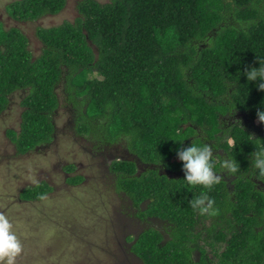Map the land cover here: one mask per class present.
<instances>
[{"label":"trees","instance_id":"trees-1","mask_svg":"<svg viewBox=\"0 0 264 264\" xmlns=\"http://www.w3.org/2000/svg\"><path fill=\"white\" fill-rule=\"evenodd\" d=\"M65 4L10 0L5 11L11 22H35ZM74 7L72 21L36 29L43 44L36 58L22 30L0 19V113L11 94L24 90L19 130H6L17 153L54 140L62 95L70 130L103 152L106 184L125 194L131 220L155 217L171 231L165 239L153 225L143 229L132 248L143 264H263L264 178L250 155L264 147V134L251 137L247 128L264 110V91L242 70L264 57V0H76ZM191 143L212 148L214 171L222 173L211 189L184 179L176 151ZM228 157L240 165L235 174L221 167ZM67 162L60 169L76 172L64 181L75 189L86 178ZM52 189L41 180L18 199L40 200ZM202 193L212 201L206 213L230 233H214L225 245L213 261L192 256L188 245L187 234L203 215L189 201ZM212 206L221 214L212 215Z\"/></svg>","mask_w":264,"mask_h":264},{"label":"rangeland","instance_id":"rangeland-1","mask_svg":"<svg viewBox=\"0 0 264 264\" xmlns=\"http://www.w3.org/2000/svg\"><path fill=\"white\" fill-rule=\"evenodd\" d=\"M9 1L0 0V19L6 28L18 26L22 30L35 58L42 54L43 45L42 40L36 36L37 27L58 25L65 19H74L75 0H67V8L53 17L25 24L14 23L5 11ZM16 97L13 96L12 101ZM12 108L14 106L9 105V110ZM15 116L13 112L12 116L0 113V214L9 219L22 246L14 264H114L113 258L125 254L122 249L125 245L121 243L123 239L143 230L144 222L132 221L128 200L123 197L125 194L111 187L112 183L110 186L106 184L103 152L94 150L70 130L71 111L62 95L55 117L56 137L49 145L34 146L35 151L33 149V152L26 155H19L13 145L15 142L12 143L6 135L7 129L19 130L20 122ZM236 116L227 117L228 124L234 123ZM242 118V123L248 121L246 117ZM259 123L255 119L248 124L250 130H247L251 137L264 134V124L260 129ZM112 149L115 153L123 154L121 148ZM67 161L77 164V173L86 178L78 189L65 185V178L76 173L74 171L66 175L61 171L60 164L67 165ZM221 173L216 172L218 176ZM241 178L246 179L243 176ZM41 179L47 180L54 190L40 200L20 202V191ZM115 186L120 187L117 183ZM210 208L215 212H211L212 215L221 214L218 206ZM211 223L214 224L215 232L219 225L215 217L205 211L191 233L199 234L198 241L211 238L206 232ZM164 230L168 231L167 228ZM228 230L223 231L227 237L230 236ZM168 233L171 234V231ZM218 243L217 251L220 252L224 249L225 240ZM124 260L130 264L129 258ZM132 264L141 263L136 259Z\"/></svg>","mask_w":264,"mask_h":264},{"label":"clouds","instance_id":"clouds-1","mask_svg":"<svg viewBox=\"0 0 264 264\" xmlns=\"http://www.w3.org/2000/svg\"><path fill=\"white\" fill-rule=\"evenodd\" d=\"M67 3L68 2L66 0V4L63 9L67 8ZM53 16L55 15L51 16L48 14L42 16L41 18ZM73 16L75 18L77 16V12H74ZM51 26L52 25L41 27L46 28ZM256 59L259 66L245 67L242 70V74L249 82L258 80L259 82L256 85L258 90L264 91V57H256ZM9 102H11L10 105H12V100H9ZM256 116L259 122L264 123V110L257 109ZM183 140L184 139L175 141L182 142ZM232 143L233 142L229 140V144ZM176 155L178 159L182 161L184 179L189 184L201 185L204 188L211 189L212 186L219 181L220 177L215 173L213 161L211 159L212 148L208 144L191 143L189 146L178 148ZM250 160L252 169L255 171L256 176L258 178H264V147H256L255 150L251 152ZM221 167L226 171L227 174H235L238 172L240 165L233 158L228 157L221 162ZM206 201L207 205L205 204ZM189 203L193 209H197L201 212V214H203L205 211H207V207L211 206L212 201L207 197L206 194L202 193L199 198L190 200ZM21 250V242L16 233L13 231L12 224L5 215L0 214V264H14L15 258L21 252Z\"/></svg>","mask_w":264,"mask_h":264},{"label":"flooded vegetation","instance_id":"flooded-vegetation-1","mask_svg":"<svg viewBox=\"0 0 264 264\" xmlns=\"http://www.w3.org/2000/svg\"><path fill=\"white\" fill-rule=\"evenodd\" d=\"M22 24H25V23H22ZM23 93H24V90L22 92L16 94L17 95L16 99L14 101H12V105L14 106V108L9 110V106H8V107L4 108L1 113L3 115H8V116L11 115L12 116V112H13L14 115L16 114L15 119L18 122H20V117H21L20 113L24 109V106L21 105V100H23L22 97L24 96ZM13 96H15V94ZM13 96L11 94L10 99H9L10 101L12 100ZM10 103L11 102H9V104ZM17 126H18V124L16 123V127ZM55 128H57L56 122H55ZM115 152L116 151H114L113 153H115ZM121 153H125V152L121 151ZM116 154H118L120 156H123V154H120V152L119 153L117 152ZM105 167H106V165H105ZM233 178L234 177L230 176L229 180H232ZM260 183L264 187V182H260ZM29 185L35 186V183L28 184L26 187H28ZM262 218H263L262 220H263V225H264V211H263ZM146 219H147V221H144V228H146L149 225L156 226L157 229L162 231L165 239L166 238H168V239L170 238V235H169L168 231L164 230L162 228L163 224L162 223H158V222H154V221H157V220H155V217L149 216ZM149 221H152L153 223H150ZM218 225L219 226H218V228L216 229L215 232H213V229H214V224L213 223H211L209 226H207L206 232H207L208 236H210L211 238H208V237L205 236L206 238L203 241L199 240V241L196 242V239H199V234L197 232H193V233L187 234V236L189 237V240L191 242V243L188 242V245L190 247H192V250H191V255L192 256H194V257L198 256L199 257L201 254H203L208 259H211V260L213 258L215 259L214 254L217 252V248L219 247V246H217V244H219L218 241H221V240H224V239H221V238L216 239L213 233L217 234L218 232L220 233V231L223 232L224 229L228 230V227L225 224V222H220V224H218ZM257 229H262V226H258ZM141 231H143V230H141ZM139 232H140V230L137 231L135 234H131L129 236H126L123 239V241L121 243H123L125 245L126 250H125L124 247L122 248L123 251L125 252V254H122L121 256L113 258L114 264H126L124 259H128V258L130 259V264H132L133 260L135 261L137 259L139 261L138 256L136 255V253L132 251V247H133V245L135 243V240H136L135 237H137ZM200 238L203 239L204 236H200ZM184 240H186V239H184ZM208 263L211 264L213 262H208Z\"/></svg>","mask_w":264,"mask_h":264},{"label":"bare ground","instance_id":"bare-ground-1","mask_svg":"<svg viewBox=\"0 0 264 264\" xmlns=\"http://www.w3.org/2000/svg\"><path fill=\"white\" fill-rule=\"evenodd\" d=\"M72 21V20H71ZM34 151H35V149H34ZM31 152H33V150H31V151H29V152H26V153H24V154H19V155H26V154H29V153H31ZM41 180H44V179H41ZM142 231H140L139 232V234L141 233ZM139 234L137 235V237L139 236ZM137 237H135L136 239H137ZM133 248V247H132ZM133 251V250H132ZM139 259V258H138ZM139 261L143 264V262L139 259Z\"/></svg>","mask_w":264,"mask_h":264}]
</instances>
